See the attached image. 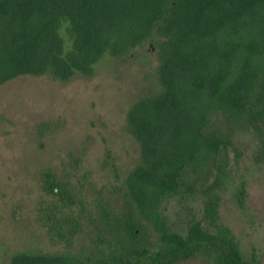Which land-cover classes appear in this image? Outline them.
Listing matches in <instances>:
<instances>
[{
  "label": "trees",
  "instance_id": "1",
  "mask_svg": "<svg viewBox=\"0 0 264 264\" xmlns=\"http://www.w3.org/2000/svg\"><path fill=\"white\" fill-rule=\"evenodd\" d=\"M153 37L162 40V91L128 111L142 164L124 180L122 213H103L112 227L106 246L91 260L23 252L10 264H180L209 249L218 264H258L255 255L245 260L220 208L238 131L254 135V160L264 165V0H0V86L47 73L65 82L92 76L106 53L125 56ZM44 191L67 207L75 202L50 171ZM197 196L201 217L175 231L165 203ZM236 198L244 208L245 181ZM144 224L159 235V250L143 237Z\"/></svg>",
  "mask_w": 264,
  "mask_h": 264
},
{
  "label": "rangeland",
  "instance_id": "2",
  "mask_svg": "<svg viewBox=\"0 0 264 264\" xmlns=\"http://www.w3.org/2000/svg\"><path fill=\"white\" fill-rule=\"evenodd\" d=\"M68 27L65 23L60 31L66 51L72 47ZM161 43L153 37L125 56L106 53L92 76L76 73L65 82L47 73L0 86V264H10L14 254L23 252L91 260L99 246H106L101 240L109 239L112 227L103 222V213H122L124 180L142 164L127 114L136 102L162 91ZM256 148L253 134L238 131L229 152L231 179L221 193L220 214L245 260L252 262L255 255L264 264V165L254 160ZM48 171L75 201L71 207L44 191ZM242 181L244 208L236 198ZM201 209V196L177 197L164 205L180 233L190 215L201 217ZM73 221H78L76 227ZM143 227V237L159 250V235L151 226ZM180 264H218L217 255L209 249Z\"/></svg>",
  "mask_w": 264,
  "mask_h": 264
}]
</instances>
